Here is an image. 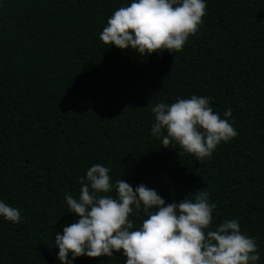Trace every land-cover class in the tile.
Instances as JSON below:
<instances>
[{
	"label": "trees",
	"instance_id": "16d2710c",
	"mask_svg": "<svg viewBox=\"0 0 264 264\" xmlns=\"http://www.w3.org/2000/svg\"><path fill=\"white\" fill-rule=\"evenodd\" d=\"M129 2L0 0V200L22 217L0 218V264H61L55 234L77 219L64 195L78 197V178L95 163L166 203L208 192L210 227L237 219L264 264V0H206L180 51L144 57L99 39ZM192 94L211 97L221 118L230 108L237 132L200 160L150 131L151 105ZM129 218L137 226L146 217Z\"/></svg>",
	"mask_w": 264,
	"mask_h": 264
},
{
	"label": "clouds",
	"instance_id": "9594fccd",
	"mask_svg": "<svg viewBox=\"0 0 264 264\" xmlns=\"http://www.w3.org/2000/svg\"><path fill=\"white\" fill-rule=\"evenodd\" d=\"M206 0H130L117 8L99 33L104 43L121 50L132 49L142 57L167 50L180 51L188 37L198 31ZM211 97L192 94L166 104L150 106L151 134L165 148L178 145L197 160L209 158L221 142L237 135L226 119L210 106ZM109 169L95 163L78 178L79 195H64L75 222L56 232V258L73 264L75 258L125 257L124 264H257L255 239L242 233L237 219H225L214 227L209 193L195 191L191 199L166 203L144 183L133 186L123 179L114 182ZM114 191L115 195L111 193ZM143 211L137 226L129 218ZM0 218L22 222L20 211L0 200ZM122 250V251H121Z\"/></svg>",
	"mask_w": 264,
	"mask_h": 264
}]
</instances>
